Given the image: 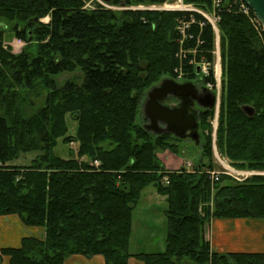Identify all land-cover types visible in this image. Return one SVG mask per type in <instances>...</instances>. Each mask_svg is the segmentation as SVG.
I'll list each match as a JSON object with an SVG mask.
<instances>
[{"label":"trees","instance_id":"obj_1","mask_svg":"<svg viewBox=\"0 0 264 264\" xmlns=\"http://www.w3.org/2000/svg\"><path fill=\"white\" fill-rule=\"evenodd\" d=\"M102 1L115 8L166 2ZM183 2L202 10L212 3ZM232 3L218 23L222 82L216 146L236 169L263 172L264 34ZM181 16L112 11L93 0H0V20L12 26V36L35 44V53L24 46L14 55L4 48L0 31V217L16 216L24 227L43 231L40 239L23 238L19 248L0 249V264L3 259L64 264L72 256H99L104 264H128L132 257L142 264H263L262 254H219L207 240L212 220H264V177L244 183L209 178L215 168L212 110L201 120L200 163L189 172L167 171L157 158L158 152L177 155L173 142L180 139L153 135L145 122L136 121L146 92L174 78L175 21ZM45 18L48 23H41ZM190 33L186 47L199 43L198 63L212 62L210 26L194 24ZM187 69L184 78L194 80V69ZM76 71L83 76L81 85L57 86L56 77ZM44 92L43 107L29 115L34 103L28 98ZM243 107L252 108L253 116ZM67 116L76 123L69 137ZM59 140L76 144L73 158L54 155ZM30 153L38 155L29 166L11 165ZM149 186L166 202L164 250L131 255L132 214Z\"/></svg>","mask_w":264,"mask_h":264},{"label":"rangeland","instance_id":"obj_2","mask_svg":"<svg viewBox=\"0 0 264 264\" xmlns=\"http://www.w3.org/2000/svg\"><path fill=\"white\" fill-rule=\"evenodd\" d=\"M93 1L101 4L106 9H109L112 11H120V10H142V11H145V10H152L153 8H155L156 10L158 8L163 9L164 6H174V7L181 6V5L186 6L182 0H167L166 3L160 7L153 6V5H144V6L129 7V8H115V7H110V6L105 5L104 3H102L103 2L102 0H93ZM193 8L202 12L203 15H205L206 17H209L213 14L212 8H208L206 10H202V9L196 8V7H193ZM161 12H164V11H161ZM166 13H170V12H166ZM181 15H185V14H181ZM41 23L47 24L48 18L41 20ZM206 23L208 24L207 21H206ZM11 27H12L11 25H8V24H6L0 20V31L3 32V34H4L3 46H4V48H10L11 53L14 55H17L21 52L22 48L18 49L19 47H16L15 42H14L15 38L12 36V33H11ZM216 27H217V25H216ZM217 30L219 31L218 27H217ZM23 46H25L24 49H27L30 52L35 53V50H34L35 44L27 45L24 42ZM218 49H219V54H220L218 67H219L220 74H221V77H220V83H221L222 82V70H221L222 66H221V50H220V31H219ZM190 56L196 57V55H190ZM211 56H212V62H210V63L207 62L208 64L204 66L205 67L204 69H206L207 72H211L212 75H214L215 68L217 66V64H216V58L217 57H215V55H211ZM197 80H199V78ZM82 81H83V76H82L81 72H79V71H76L74 73L62 74V75L55 78V82H56L58 87H61L65 82H72L74 84L81 85ZM200 81H201V79H200ZM44 98H45V92L43 94H41V96L37 99H34L33 97L32 98L29 97L28 99H31L32 102L34 103V108H33V110L27 111V113L29 115H31L34 111L41 109L43 107ZM219 109H220V100H219L218 105L215 108V110L212 111L213 116L209 121V125L211 127V145L213 142L214 149H215V153L213 155V164L215 167L214 172H221L223 170L222 165H225L223 161H226V163L229 164L230 167L235 169L237 172L238 171L241 173L248 172L249 170L236 169L235 167H233V165L224 156H221V154L218 152V149L216 146V132L218 129ZM143 119L144 118L140 112L136 121H137V123L143 125L144 124ZM66 123L68 126V133H67L68 137L73 136L75 133V129H76V123L71 118V116H67ZM213 132L215 133V137H212ZM203 136L204 135L202 134V129H201V132L199 131V137H200L199 138V144H195L192 140H189V139H185V140L178 141V142H173L177 146V151H178L177 155L172 154L171 152H168V151L158 152L157 158H158L159 162L164 167L168 168V169H166L167 171L168 170L169 171L179 170L182 167H184L185 162L191 163L193 166L198 165L200 163V144H201ZM75 150H76V144L75 143L65 145L62 143V140H59L56 148L53 151V153L55 156H57L59 158L70 159V158L74 157L73 154L75 153ZM37 155L38 154H36V153L23 154L16 161H14L11 165L19 166V167L29 166L31 161ZM215 155L217 156V158H215ZM249 172H256V171H249ZM258 172L264 173V171L263 172L257 171L256 173H258ZM257 176H259V175L249 177L248 180L253 178V177H257ZM260 177H264V176H260ZM154 199H158V200H154ZM159 200L161 202H159ZM147 201H149L150 203L147 204ZM165 211H166V204H165L164 200H161V198L157 196V194L155 193V190L153 189L152 186L147 187L142 192L139 203H138V207H136L134 209L133 214H132V237H131L132 244L130 247V253L131 254H136L137 252H142V251H138L139 249L137 246L136 247L134 246L137 231L139 230L138 228L140 227L142 219H145V220H143V222H145V224L149 226L148 227L149 228L148 234L153 235L155 238L154 239L155 241H158V239L165 236V233H166V229H165L166 216L164 214ZM155 248H157V247L155 246Z\"/></svg>","mask_w":264,"mask_h":264},{"label":"crops","instance_id":"obj_3","mask_svg":"<svg viewBox=\"0 0 264 264\" xmlns=\"http://www.w3.org/2000/svg\"><path fill=\"white\" fill-rule=\"evenodd\" d=\"M165 169L168 168L165 167ZM160 198L165 202V198ZM159 202L161 201L159 200ZM149 203L150 202L147 201V204ZM143 220L145 219H142L140 227L138 228L139 230L137 231L134 243L135 245L133 244L135 247H138V251L142 252H137L136 254L162 252L165 246V236L158 239V241H155L154 236L148 234L149 226L146 225ZM42 236V230L24 227L16 216L0 217V249L19 248L23 238L32 237L40 239ZM131 237L132 231L129 240V253L132 244ZM207 240L209 242L210 249L219 254L242 253L264 255V220H212L208 228ZM155 246L157 248H155ZM2 264H8V260L3 259ZM64 264H104V260L99 256L92 258L72 256L67 258ZM128 264L142 263L132 257L129 259Z\"/></svg>","mask_w":264,"mask_h":264},{"label":"built area","instance_id":"obj_4","mask_svg":"<svg viewBox=\"0 0 264 264\" xmlns=\"http://www.w3.org/2000/svg\"><path fill=\"white\" fill-rule=\"evenodd\" d=\"M222 1V2H221ZM232 1V5H234V7L238 8L239 13H241L242 15H244L245 17H248L250 19V22L254 25L255 30L258 33H263V29L262 27L257 23V21L251 16V12L249 10V8L244 4L243 0H211V8L213 11V14L209 17H206L205 15H203L202 12L196 10L195 8H193L190 5H186V6H164L163 9L158 8L157 10L155 8H153L152 10L155 11H165V12H177L180 14H185L183 17H179V19H176L175 21V30L178 36L177 39V44H178V50H177V54H176V58H177V67L174 70V74L176 75V77H180L184 74V71L188 70V67H191V69H194L195 67H199L200 68V75L199 77L201 78L202 81H205V79H209L210 77V72H207L206 69H204L205 65H207L208 63L204 60V58L200 59L199 63L198 61H196L195 57L194 59H191V61H189L190 59L188 58L190 55H198V42H197V47L195 48H187L186 46L188 45V41L191 40V33H190V27L194 24H197L199 26V28L201 29L205 24L210 26L214 37H215V47L214 50L211 51V55H215L216 58V68H215V72L214 75H212V81H206L205 83V87L206 89H208L209 91L215 90L217 97L219 95V89H220V70L218 67V62H219V49H218V42H219V31L217 30L218 27V23L220 21V12L225 11L226 9L229 8V2ZM193 15H197L200 16L203 19L202 23H196L194 20ZM186 15L187 18H186ZM208 22V24L206 23V21ZM217 25V27H216ZM15 45L17 47H22L23 43L19 40L15 41ZM203 55V54H200ZM193 58V57H192ZM185 64L188 65V67L185 68ZM215 150V149H214ZM215 152V151H214ZM215 157L217 158V156L215 155ZM225 165H222L223 170L221 172H216V173H211L210 174V180L212 182H217L219 180V178L221 176H226L229 177L232 181L236 182V183H243L245 181L248 180L249 177L255 176V175H259V176H264V173H256V172H237L235 169L231 168L229 164L226 163V161H223ZM97 165V163H96ZM190 165H187V168H189Z\"/></svg>","mask_w":264,"mask_h":264},{"label":"water","instance_id":"obj_5","mask_svg":"<svg viewBox=\"0 0 264 264\" xmlns=\"http://www.w3.org/2000/svg\"><path fill=\"white\" fill-rule=\"evenodd\" d=\"M252 12L254 18L258 21L264 30V0H243ZM198 73V69H197ZM179 91L178 97L183 100L197 98L196 90L192 84H175L171 80H164L161 85L152 87L145 96L142 105V114L147 124L144 129L153 134L161 135L160 125L167 127V132L177 139H184L186 132L190 131V138L198 143L196 134L197 122L194 113H188L190 102H187L182 113L171 111L168 106L164 105L168 95H175ZM176 96V95H175ZM203 100L202 107L211 110L214 107V97L211 93L205 92L201 98ZM192 104V103H191ZM243 112L252 117L254 110L249 107H243ZM191 111V110H190ZM185 113V114H184Z\"/></svg>","mask_w":264,"mask_h":264},{"label":"flooded vegetation","instance_id":"obj_6","mask_svg":"<svg viewBox=\"0 0 264 264\" xmlns=\"http://www.w3.org/2000/svg\"><path fill=\"white\" fill-rule=\"evenodd\" d=\"M164 80L165 79L161 80L158 84L155 85V87L161 85V83ZM172 80L171 81L174 82L175 84H180V85L181 84H187V83L192 84L194 86V89L196 90V93H197L196 97L197 98L192 99V101L186 100V99L183 100L181 97H178L177 95H179L180 92L177 91V93L175 94L176 96L175 95H168L167 96L166 101L164 102V105L168 106L171 111L182 113L184 111L185 107L188 109V106H185V105L187 104V102H190L191 106H189L188 113H191V112L194 113V116L196 118V122H197L196 134H197L198 141H199V138H200L199 137V131L201 132V128H202L201 120L203 118V115L207 111L206 109H204L202 107L203 100H201L203 94L206 92L204 85L201 81H190V80H187V79L182 78V77L176 78L175 80L172 79ZM144 100H145V98H144ZM145 123L147 124V122H145ZM159 127H160L159 129L161 131V135L169 134L167 132V127H165L164 125H160ZM190 135H191V132L187 131L184 139L191 140Z\"/></svg>","mask_w":264,"mask_h":264}]
</instances>
